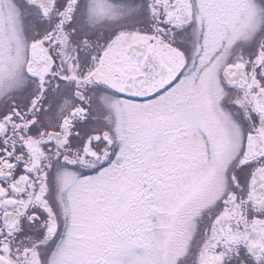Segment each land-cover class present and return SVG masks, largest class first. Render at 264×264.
Segmentation results:
<instances>
[{"label":"snow or ice","instance_id":"6c2138e0","mask_svg":"<svg viewBox=\"0 0 264 264\" xmlns=\"http://www.w3.org/2000/svg\"><path fill=\"white\" fill-rule=\"evenodd\" d=\"M0 264H264V0H0Z\"/></svg>","mask_w":264,"mask_h":264}]
</instances>
